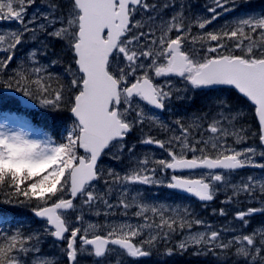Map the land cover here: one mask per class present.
I'll return each instance as SVG.
<instances>
[{"label": "rangeland", "instance_id": "obj_1", "mask_svg": "<svg viewBox=\"0 0 264 264\" xmlns=\"http://www.w3.org/2000/svg\"><path fill=\"white\" fill-rule=\"evenodd\" d=\"M163 13H164V10L161 9L160 15L162 16V19H161V21L156 22L159 25V30H157L155 32V29H152L151 32L148 31V33L145 35L147 38H150L152 35H154V37L156 38V44L153 47L154 51L156 52V54H155L156 59H153V61L150 62L149 64H143V63L139 62L137 66L132 65L131 70H133V71L131 73L133 75L135 74V72H138V71L147 72V74H149V70H152L153 72L155 70L158 71L159 75H161L162 77L165 75L167 76V74H168L167 68L165 67L166 66L165 60L167 59V53H168L166 44L170 40V37H171L170 30L173 27V24H170L167 20H165L167 18V16L163 15ZM71 21L74 25L75 19L73 17L71 18ZM255 24L256 25L260 24V26L262 28H264V26L261 23L257 22ZM263 24H264V22H263ZM149 33H150V35H149ZM195 34L197 36H201V34H197V33H195ZM181 36L182 35H180L178 33V35H177L178 39ZM130 46L131 47L134 46V43L132 42V40L130 42ZM124 49H125V45L122 46V51ZM148 49L149 48H147L146 53L148 52ZM158 56L161 59L160 62L157 61V60H159V58H157ZM133 63H134V61H133ZM126 72L127 71H123L121 74L124 76H130L129 74L126 75ZM212 123H213V126L215 127V124L217 123V119L212 120ZM225 133H228V131H226ZM231 134L235 135V133L232 131H231ZM0 144H2V146H3V148H0V162H2L6 166L8 164L21 165L22 163H30L33 166V165H38L40 162H42L44 160V158H42L41 155H38V154L32 152L31 147L33 146V142H31L30 140L27 143H24L21 141L20 132L17 129L12 130L10 133L7 130H5L4 127H2V129L0 130ZM250 150L256 151L257 149H255L253 147L248 148L246 150V155L248 158H251L250 153H252V151H250ZM225 151H226L225 149H222V152L220 151L219 153H223ZM225 186H227V185H225ZM240 192H243V191H240ZM163 208L164 207H161V204L158 203L157 206L155 207V209L154 208L153 209L156 212H158V214H161L159 212H162ZM170 218L174 219V217H172V216H170ZM232 218L234 219V221L240 219L239 212H234V216ZM241 218H243V215L241 216ZM240 227H241V224H240ZM138 230H139L138 227L135 225H130L127 227V231L129 233H135ZM204 234H207V231L204 233V230H202V229H200L199 231L190 233L187 236H185L183 240L179 241L177 243V245L180 247H185L190 242L200 244L206 238V236H204ZM222 235L223 234H221V235L214 234L213 236H211L209 238L210 239L215 238L216 240H218L220 238V236H222ZM158 240H159V237H158ZM168 243H170V240L168 241Z\"/></svg>", "mask_w": 264, "mask_h": 264}, {"label": "trees", "instance_id": "obj_2", "mask_svg": "<svg viewBox=\"0 0 264 264\" xmlns=\"http://www.w3.org/2000/svg\"><path fill=\"white\" fill-rule=\"evenodd\" d=\"M71 87L67 89H63V97L62 101L55 102V112L59 114H54L53 121L58 122L59 117L62 116L64 120H68L70 124H72L70 113V103L68 100L70 99V94L66 95L64 93L71 92ZM71 100V99H70ZM60 103V104H59ZM248 113L245 118L242 120V123L248 128L247 132L254 133L256 136V131H258V124L255 119V116ZM68 127L64 129V133H68L69 140H73L72 131H68ZM246 135V134H245ZM259 135V134H258ZM64 138H66L63 135ZM67 139V138H66ZM34 183L36 180L31 177H26L24 175H15L13 173H4L0 171V211L7 212L10 210H15L18 208L19 203H27V201L22 200V194L28 193V197L31 199L29 202L32 204L33 197L42 194L45 201L50 200V196L48 193L49 189L45 188H37ZM2 242V239H0ZM8 250L6 247L0 243V263L4 261L7 257ZM160 253V252H159ZM230 252L222 255L221 253L211 252L205 257L197 258L192 257L190 253L188 254H176L171 257H167L166 259H160L157 262L152 264H250L249 262L242 261L240 258H229ZM146 264V263H143Z\"/></svg>", "mask_w": 264, "mask_h": 264}, {"label": "water", "instance_id": "obj_3", "mask_svg": "<svg viewBox=\"0 0 264 264\" xmlns=\"http://www.w3.org/2000/svg\"><path fill=\"white\" fill-rule=\"evenodd\" d=\"M89 3L90 12L86 13L83 17L82 30L79 35L82 42L80 46L82 47L85 45L84 49L90 52L93 57H96L101 47L99 43V36L102 30L106 27V21L103 19L101 13L95 10V3L91 0ZM235 80L239 82L237 78H235ZM260 116L264 122V112H261ZM54 211L55 210L53 209L51 212H49V217H51Z\"/></svg>", "mask_w": 264, "mask_h": 264}]
</instances>
